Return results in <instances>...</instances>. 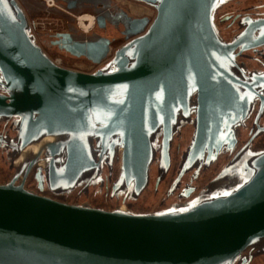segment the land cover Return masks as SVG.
Here are the masks:
<instances>
[{"label":"water","instance_id":"water-1","mask_svg":"<svg viewBox=\"0 0 264 264\" xmlns=\"http://www.w3.org/2000/svg\"><path fill=\"white\" fill-rule=\"evenodd\" d=\"M134 1L155 9L146 31L121 45L107 68L84 72L55 63L18 0H0V118L16 117L18 128L6 143L15 159L36 146L0 183V264H231L247 247L264 252V150L249 152L193 199L153 212L69 203L16 183L44 153L50 181L71 187L97 168L96 155L118 150L115 185L137 195L156 134L163 133L167 165L172 128L191 111L197 119L185 165L235 141L264 73H243L234 49L264 43V18L248 19L227 43L214 22L225 0ZM103 21L96 15L99 27ZM68 41L66 50L95 62L108 50L104 39Z\"/></svg>","mask_w":264,"mask_h":264},{"label":"flooded vegetation","instance_id":"flooded-vegetation-1","mask_svg":"<svg viewBox=\"0 0 264 264\" xmlns=\"http://www.w3.org/2000/svg\"><path fill=\"white\" fill-rule=\"evenodd\" d=\"M125 1L135 5V7L123 6V4L116 3L115 0H111L110 4L109 0H62L63 7H60V9L65 13L72 15L74 9H80L83 8V5H88L98 11L95 15L101 14L104 16V25L99 27L96 22L99 31L93 28L98 34V37L93 40L78 41L73 38L67 28L64 31H55L49 34L50 37L46 39L48 43L44 42V39L42 42L47 44L48 49L49 45L57 46L69 54V57L76 59L77 62H75L76 66L74 67L80 70L83 69L84 71L85 69L86 72H93L107 68L116 50L131 38L145 32L156 13L154 8L139 1ZM234 1H223L216 8L214 14V22L218 26L222 39L227 43H234L237 37L245 31L246 26L244 24L247 23L248 19L264 18V1L250 3L241 8L235 6V9L232 7V4H235ZM18 2L25 12H30L23 0H18ZM67 5L70 7L67 8ZM79 13L94 14L93 10H85ZM135 19L145 20L140 28L129 25L130 21ZM220 23L226 24L224 32L228 36H225L220 29ZM109 31L111 32L109 33ZM257 36L258 33L253 32V38ZM69 37L83 44L95 43L101 39L107 40V53L100 62L92 61L83 55H75L64 48L69 43ZM44 44L39 43L49 55ZM234 52L237 65L243 73L246 75L264 73V43L253 44L252 41L247 40L239 44ZM196 119L197 116L194 111H191L185 117L179 116L176 125L172 128L167 165L161 161L160 147L163 133L158 132L156 134L153 144L154 158L149 168L148 182L137 195L132 192L129 193L124 186L118 188L115 185L120 175L122 160L121 152L118 150L113 154L96 155L97 168L90 171L82 181L71 187H64L50 181L48 161L44 153L41 154V160L36 166H33L25 176L20 173L15 181L16 183L22 181L27 189L36 193L69 203H86L104 209L124 206L129 210L142 213L163 210L173 204L191 200L199 195L206 190L216 177L242 165L249 152L264 150V90L258 98L253 100L247 116L236 126L235 141L232 144L223 146L215 157H209V154L205 152L200 160L197 159L191 164L185 165L188 147L195 131ZM17 129L16 117L0 118V158L3 159V164L7 166L9 172V176L4 182L10 181L17 174V169L23 159V156H19L16 160L12 149L6 143L7 141H16ZM93 145H95L94 141ZM64 159L65 156L62 157L63 161ZM150 190L153 199H150L149 204L153 208L151 210H135L133 207L138 202L139 197L144 192H150ZM231 264H264V252L247 247Z\"/></svg>","mask_w":264,"mask_h":264},{"label":"rangeland","instance_id":"rangeland-1","mask_svg":"<svg viewBox=\"0 0 264 264\" xmlns=\"http://www.w3.org/2000/svg\"><path fill=\"white\" fill-rule=\"evenodd\" d=\"M23 1L26 3L27 7L30 10V12H28V13L26 12V14L29 18V21L33 20V19H37V21L39 22V24L35 28L36 31H39V33H37V36H36V40L39 43L44 44L42 42L43 39H44V42L46 41V43H48V41L46 39L48 37H50L49 34H52L55 31H64L67 28L71 32L73 38L78 40V41L93 40V39H96L98 37L97 31H95L94 29H93V31H90L89 33H82V31L79 30L78 27L76 26L77 21L75 18L77 16H79L81 14H89V13H79V12L85 11V10H93L94 15L98 13L97 10L92 9V7H90L88 5H83V8H80V9H74L72 11L74 13L72 15H74V16H72L68 13H65L64 11H62L60 9V7H63L62 0H54V2H56L57 4L55 3L52 7H47L43 0H23ZM258 1H260V0H245L244 2H243V0H240V1L235 0L234 1L235 4H232L233 6L232 5L231 6L234 9L236 7L241 8L244 5H248L250 3H254V2L258 3ZM261 1H264V0H261ZM115 2L116 3L118 2L119 4H123V6L129 5V6L135 7V5L128 3L125 0H115ZM110 3H111V0H109V4ZM143 4H145V3H143ZM230 10H233V9H230ZM229 12H232V11H229ZM77 13H79V14H77ZM215 25H216V23H215ZM225 26H226L225 23L219 24V27L223 31L224 34H225V32H224ZM216 27H217V30L220 34L218 26H216ZM94 28L97 29L96 25ZM110 32L111 31H109V33ZM228 32H230V30H228ZM220 36H221V34H220ZM225 36H228V34H225ZM46 46H47V44H44L46 51L48 52V54L50 55V57L53 61L56 59H59V61L61 62L60 65H62L64 67H68V68L72 67V69L75 68L76 70H80L79 68L74 67V66H76L75 62H77L76 59L69 57V54H67L65 51H63L62 49H60L57 46H50L49 45V49ZM80 71H83V69H81ZM84 72H86L85 69H84ZM8 176H9V172L7 170V166L5 164H3V159L0 158V183H3L7 179ZM150 199H153V194H152L151 190L148 193L144 192L142 194V196L139 197L138 202L135 204V206L133 208L135 210H139V211L151 210L153 207H151L152 205L149 204Z\"/></svg>","mask_w":264,"mask_h":264},{"label":"bare ground","instance_id":"bare-ground-1","mask_svg":"<svg viewBox=\"0 0 264 264\" xmlns=\"http://www.w3.org/2000/svg\"><path fill=\"white\" fill-rule=\"evenodd\" d=\"M52 1L55 4L54 0H52ZM45 4H46V2H45ZM46 6H47V4H46ZM47 7H52V6H47ZM89 14H91V13H89ZM94 16L96 17V15H94ZM95 25H96V22H94V19H93L92 16H89V15H81L79 17V19H78V23H77L76 26L78 27L79 30L82 31V33H89L95 27ZM35 149H36V146H34V145L29 146L25 150H23V152L20 154V156L25 157L27 154H30V153L35 152Z\"/></svg>","mask_w":264,"mask_h":264},{"label":"built area","instance_id":"built-area-1","mask_svg":"<svg viewBox=\"0 0 264 264\" xmlns=\"http://www.w3.org/2000/svg\"><path fill=\"white\" fill-rule=\"evenodd\" d=\"M44 2H46L47 6H53V5H54V3H53L52 0H44ZM81 15H89V16H92L93 19H94V22H96V17H95L93 14H81ZM81 15H79V16L76 17V21H77V23H78V19H79V17H80ZM29 23H30V27H31L32 33H33L35 36H37V33H39V31H36L35 28L37 27V25L39 24V22L37 21V19H33V20H30ZM93 24H94V23H93ZM91 28H92V27H91ZM91 28H90V29H91ZM90 29H89V30H90ZM54 62L57 63V64H61V62L59 61V59L54 60Z\"/></svg>","mask_w":264,"mask_h":264}]
</instances>
